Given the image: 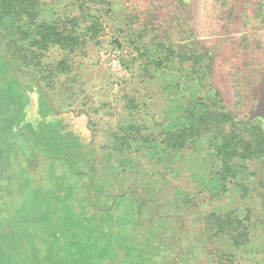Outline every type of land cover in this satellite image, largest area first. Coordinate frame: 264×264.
Listing matches in <instances>:
<instances>
[{
	"label": "rangeland",
	"instance_id": "obj_1",
	"mask_svg": "<svg viewBox=\"0 0 264 264\" xmlns=\"http://www.w3.org/2000/svg\"><path fill=\"white\" fill-rule=\"evenodd\" d=\"M190 1L186 10L195 35L219 49L213 81L224 101L239 116L264 114L263 23L256 20L241 28L234 18L224 22L214 14L213 0ZM232 3L241 8L245 0ZM129 4L135 6L132 1L114 3L112 27L100 43L91 41L72 53L52 47L39 66L8 57L0 44V89L15 104L9 113L12 132L22 131L24 137L13 145L12 162L0 180V264H30L36 248H46L48 232L66 233L61 217L72 214L62 210L63 198L72 202L74 215L86 211L94 220L98 210L86 207L85 201L108 204L115 194L129 191L123 232L143 249L146 262L154 264H211V250L231 249L226 238L208 241L203 210L262 209L256 192L243 197L235 185L210 197L216 192L217 163L204 142L162 153L161 147L140 140L117 145L115 133L129 129L137 136L157 134L188 103L187 96H180L187 89L176 68L145 73L133 61L131 48L113 42L112 31L124 26ZM56 11L64 15L69 8L55 0L46 13L57 17ZM61 60L68 69L56 76ZM2 104L0 96V119ZM103 183L105 189H98ZM97 216L105 224L102 217L107 216ZM80 220L74 225L88 222ZM105 229L110 231L108 222Z\"/></svg>",
	"mask_w": 264,
	"mask_h": 264
},
{
	"label": "trees",
	"instance_id": "obj_2",
	"mask_svg": "<svg viewBox=\"0 0 264 264\" xmlns=\"http://www.w3.org/2000/svg\"><path fill=\"white\" fill-rule=\"evenodd\" d=\"M54 1L0 0V44L4 46L5 55L18 59L24 66H39L52 47L72 53L91 41L100 43L107 28L112 27L110 18L117 0H59L69 11L64 15L56 11L57 17L46 13ZM122 1H132L135 6L128 5L124 26L112 28L113 42L122 48H131L135 53L133 61H139L145 73L176 68L186 82L187 90L179 92L180 96H187L188 103L183 110L177 111L175 120L161 124L157 134L147 132L144 136H137L129 129H125L122 135L115 133L117 145H130L132 140H140L148 147H161L162 153L181 152L190 144L195 146L204 142L217 163L216 192H211V198L226 194L230 186L235 185L240 187L243 197L256 192L262 199V209L258 211L252 208L243 212L236 209L223 212L213 208L203 210L208 241L226 238L231 243L229 250H211V264H264V114L239 116L224 101L213 81L219 49L199 39L189 25L186 7L190 0ZM232 1L213 0L214 14L216 12L224 22L234 18L241 28H248L256 20L264 26V0H245L241 8ZM228 5L230 7L225 9ZM167 23L173 25L165 26ZM223 25L229 34V24ZM129 63L126 61L124 65L128 67ZM67 69L66 60L59 61L56 76ZM177 88L181 85L178 84ZM0 96L3 100L1 167L5 155L6 165L11 164L13 145L24 137L22 131L15 135L11 130L9 113L14 109L13 100L1 89ZM98 189H105V184ZM128 192L115 194L108 204L102 200L85 201L86 207L98 210L97 214H92L94 220L87 218L90 213L86 211L82 216L74 215L72 202L63 198L62 210L72 214L61 217L66 233L60 229L48 232L44 237L48 242L46 248L40 251L37 247L30 264H154L146 262L143 249L133 245L128 234L123 232L127 228L124 214ZM84 205L82 208L86 210ZM55 208L60 209L59 205ZM99 214L107 216L106 221L102 217L105 224L97 220ZM81 218L88 222L80 227L74 225L80 223ZM107 222L110 231L105 229ZM1 241H4L2 237Z\"/></svg>",
	"mask_w": 264,
	"mask_h": 264
},
{
	"label": "water",
	"instance_id": "obj_3",
	"mask_svg": "<svg viewBox=\"0 0 264 264\" xmlns=\"http://www.w3.org/2000/svg\"><path fill=\"white\" fill-rule=\"evenodd\" d=\"M9 108H10V102L8 101L7 102V109H6L7 113L9 111ZM6 162H7V155L4 156L3 162H2V165H1V168H0V180H1L2 174L4 173Z\"/></svg>",
	"mask_w": 264,
	"mask_h": 264
}]
</instances>
